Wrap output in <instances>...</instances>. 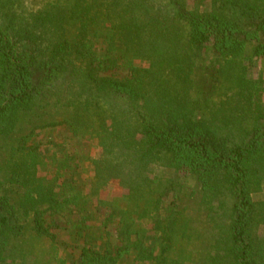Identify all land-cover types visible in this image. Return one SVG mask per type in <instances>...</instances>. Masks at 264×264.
Instances as JSON below:
<instances>
[{
  "label": "trees",
  "instance_id": "obj_1",
  "mask_svg": "<svg viewBox=\"0 0 264 264\" xmlns=\"http://www.w3.org/2000/svg\"><path fill=\"white\" fill-rule=\"evenodd\" d=\"M202 5L0 0V262L61 214L71 264H264V0Z\"/></svg>",
  "mask_w": 264,
  "mask_h": 264
},
{
  "label": "rangeland",
  "instance_id": "obj_2",
  "mask_svg": "<svg viewBox=\"0 0 264 264\" xmlns=\"http://www.w3.org/2000/svg\"><path fill=\"white\" fill-rule=\"evenodd\" d=\"M188 1L190 3L195 2V0ZM199 1L203 3L202 6L204 7L208 6L210 2V0ZM247 64L249 67V75L252 77L258 76L262 79V102H264V59H254L252 61H247ZM38 75L39 73L37 76ZM36 133V141L41 143L44 151L46 150V152L49 151V148L51 149L53 146L63 144L66 141H68L67 145L70 146L69 140L71 134L69 130L63 125L52 128L37 129ZM90 149L92 156L97 158L101 156L102 148L98 144L97 140H93L91 142ZM53 150L54 149H51L49 153H51ZM156 168L155 169L157 171L154 169L153 172L151 171L149 173L151 176H154V174L158 172L160 176L166 177V170H161V168L158 167ZM152 169L153 168L151 167V170ZM118 193L120 192L114 191L112 194ZM105 196L106 195L102 194V197ZM254 198H264V188L259 193H255ZM46 217L48 219L47 223L50 224L52 231L57 235L56 240H52L45 235L41 236L36 234V232L31 230L28 226L21 235L12 239L0 264H71L72 257L77 251L73 250L72 238L70 237L69 231L65 229L68 225L66 218L61 214H46ZM109 229L112 232L111 239L116 242L117 236L114 227L111 225ZM257 232L259 235L264 236V227L262 225L259 226Z\"/></svg>",
  "mask_w": 264,
  "mask_h": 264
}]
</instances>
